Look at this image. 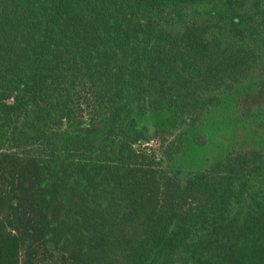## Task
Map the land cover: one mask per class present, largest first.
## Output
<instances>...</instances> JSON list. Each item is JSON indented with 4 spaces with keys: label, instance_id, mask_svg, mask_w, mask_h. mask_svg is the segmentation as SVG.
<instances>
[{
    "label": "trees",
    "instance_id": "16d2710c",
    "mask_svg": "<svg viewBox=\"0 0 264 264\" xmlns=\"http://www.w3.org/2000/svg\"><path fill=\"white\" fill-rule=\"evenodd\" d=\"M0 264H264V0H0Z\"/></svg>",
    "mask_w": 264,
    "mask_h": 264
},
{
    "label": "rangeland",
    "instance_id": "374dc122",
    "mask_svg": "<svg viewBox=\"0 0 264 264\" xmlns=\"http://www.w3.org/2000/svg\"><path fill=\"white\" fill-rule=\"evenodd\" d=\"M151 146H153L154 148H156L158 146V142L156 140L151 142Z\"/></svg>",
    "mask_w": 264,
    "mask_h": 264
}]
</instances>
